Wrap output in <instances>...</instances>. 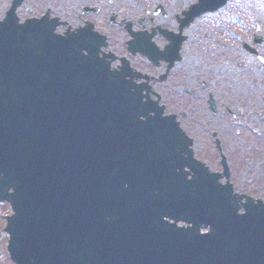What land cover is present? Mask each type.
I'll use <instances>...</instances> for the list:
<instances>
[{"label":"water","instance_id":"95a60500","mask_svg":"<svg viewBox=\"0 0 264 264\" xmlns=\"http://www.w3.org/2000/svg\"><path fill=\"white\" fill-rule=\"evenodd\" d=\"M226 2L201 0L194 16ZM16 7L0 21V203L14 211L11 259L264 264V203L234 195L193 158L192 141L131 69L111 70L100 45L56 34L57 22L19 23Z\"/></svg>","mask_w":264,"mask_h":264},{"label":"flooded vegetation","instance_id":"af4514ba","mask_svg":"<svg viewBox=\"0 0 264 264\" xmlns=\"http://www.w3.org/2000/svg\"><path fill=\"white\" fill-rule=\"evenodd\" d=\"M200 1L5 0L6 9L2 10L0 7V18H6L17 3L16 15L20 23L28 19H43L46 23L57 22L58 34L80 35L93 41L94 46L100 45L99 56L110 62L114 70L128 71L131 68L135 77L134 84L142 87V93L148 94L149 98L158 99L164 115L173 116L189 135L187 122L193 118L198 104H202L203 110L212 117L220 113L225 117L233 116L240 120V116L245 114L242 108L230 107L231 102L227 103L216 97L215 93L219 87L215 77L217 73L223 74L226 69L216 71L215 65L219 62H213L218 61L219 57L223 59L226 55L222 50L230 46L227 42L232 38L228 32L233 30L231 25L240 27L241 20H244L243 17L232 19L226 16V12L241 9L245 5L242 0H228L216 12L207 11L200 16H194L196 11H200ZM195 6H198L197 9H192ZM24 7L29 8L27 14L21 13ZM216 14L223 16L218 24L211 20ZM200 21L205 22L203 25H208L209 28L196 29L198 25L201 26ZM209 29H212V32H209ZM255 36L256 34L252 35L251 44L243 43V48L250 60L264 67V38L256 45ZM244 37L247 39V36ZM235 38L240 39L239 33ZM207 40H210L209 43H206ZM248 45L255 48L258 56L250 53L246 47ZM152 46L156 49V54L153 51L152 56L142 53L151 51ZM188 50L192 51L197 59L195 56L186 55ZM219 50L221 56L218 55ZM83 52L87 53V50L84 49ZM200 56L206 58L203 64H200ZM126 62H129L131 67ZM240 68H244V64ZM158 87H161V93L157 91ZM253 113L254 111H250L249 115ZM258 116L261 123H264V114L258 113ZM254 133L258 134L260 131ZM217 134L214 131L211 136L216 137ZM191 138L195 151V140ZM212 144L219 149V141ZM220 181L224 185L227 179L221 178ZM233 190L236 192L234 187ZM254 199L256 202L262 200ZM239 206L242 213V203Z\"/></svg>","mask_w":264,"mask_h":264},{"label":"rangeland","instance_id":"374dc122","mask_svg":"<svg viewBox=\"0 0 264 264\" xmlns=\"http://www.w3.org/2000/svg\"><path fill=\"white\" fill-rule=\"evenodd\" d=\"M250 1L242 0L244 7L226 12V16L232 19L238 20L239 17H243L242 26L231 25L233 30L229 28L231 32H228L232 38L227 42L230 46L222 50L226 52L224 58L219 57L218 61L209 59L219 62L215 65L216 71L226 69L223 74L217 73L215 77L216 85L219 87L215 93L216 97L227 103L231 102L230 107L242 108L245 114L240 116V120H236L233 116L225 117L220 113L212 117L203 110L202 104H198L193 118L187 122L189 127L187 130L195 140V156L205 162L211 171L222 172L220 162L221 155L224 156L229 165L230 182L235 191L264 200V123H261L258 116V113L264 114V67L250 60L243 48V43L251 44L253 34L264 35V0H257L259 7L251 20L248 16L249 12L246 11V4L248 5ZM0 7L2 10L6 9L5 0H0ZM28 12V7L21 10L22 14ZM222 19L223 16L220 14L211 18L215 24ZM203 24L205 22L200 21L201 26L198 25L196 29L209 28L208 25ZM258 27H261L259 31ZM235 31L239 32L235 33ZM209 32H212V29H209ZM216 33L218 34V31ZM238 33L240 39L235 38ZM243 35L247 36V39ZM209 41L207 40L206 43ZM185 53L197 59L192 51L188 50ZM218 55L221 56V50L218 51ZM199 59L200 64H203L206 58L200 56ZM242 64L244 68L241 69ZM157 91L161 93V87H158ZM250 111L254 113L249 115ZM214 131L218 133L216 137L211 136ZM254 131L260 133L256 134ZM216 141L220 142L221 153L212 144ZM11 214L12 210L8 203L0 204V264H13L7 251L9 236L2 232L6 226L5 217Z\"/></svg>","mask_w":264,"mask_h":264}]
</instances>
